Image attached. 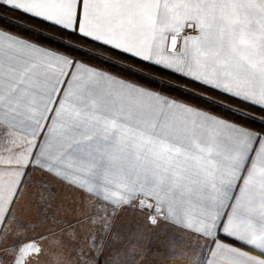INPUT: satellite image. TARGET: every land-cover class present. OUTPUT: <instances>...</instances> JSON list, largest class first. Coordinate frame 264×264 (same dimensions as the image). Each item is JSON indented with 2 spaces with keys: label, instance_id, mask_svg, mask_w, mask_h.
<instances>
[{
  "label": "snow or ice",
  "instance_id": "obj_1",
  "mask_svg": "<svg viewBox=\"0 0 264 264\" xmlns=\"http://www.w3.org/2000/svg\"><path fill=\"white\" fill-rule=\"evenodd\" d=\"M213 109L264 130V0H0V161L28 154L21 231L75 229L59 190L78 181L188 172L238 124ZM10 226L0 264H28L35 241L7 244Z\"/></svg>",
  "mask_w": 264,
  "mask_h": 264
},
{
  "label": "crops",
  "instance_id": "obj_2",
  "mask_svg": "<svg viewBox=\"0 0 264 264\" xmlns=\"http://www.w3.org/2000/svg\"><path fill=\"white\" fill-rule=\"evenodd\" d=\"M219 126L224 129V140L186 173L164 176L146 166L126 168L98 183L78 181L84 192L60 189L59 195L67 197L65 204L70 209L74 197L93 196L109 204L143 199L159 208L163 224L192 237L202 248L199 264H264V134L254 139L252 132L257 130L240 122L234 127ZM27 162L24 152L15 159L0 161V165H12L0 176V222L7 217L11 223L29 206L31 185L25 189V196L13 203ZM59 249L74 250L70 243Z\"/></svg>",
  "mask_w": 264,
  "mask_h": 264
},
{
  "label": "rangeland",
  "instance_id": "obj_3",
  "mask_svg": "<svg viewBox=\"0 0 264 264\" xmlns=\"http://www.w3.org/2000/svg\"><path fill=\"white\" fill-rule=\"evenodd\" d=\"M73 209L76 227L70 234H63L48 231L43 223H38L35 229L21 231L16 221L27 225L33 219V209L25 207L7 229L10 238L6 243L33 239L35 244L23 250L33 253L28 264L200 263L202 248L192 237L163 224L159 208L154 209L143 199L136 203L109 204L93 196L80 200L74 197ZM42 234L47 239H41ZM65 243H70L74 250H60ZM3 258L5 264H11L7 254Z\"/></svg>",
  "mask_w": 264,
  "mask_h": 264
},
{
  "label": "trees",
  "instance_id": "obj_4",
  "mask_svg": "<svg viewBox=\"0 0 264 264\" xmlns=\"http://www.w3.org/2000/svg\"><path fill=\"white\" fill-rule=\"evenodd\" d=\"M213 98L217 99V100H221V101H223L225 103H228V104L232 103L231 101H228L226 98H223V97H215L214 96ZM192 103L199 104V105H201L202 107H205V108H212V105L207 104V103H205L203 101L195 100L194 98L192 99ZM213 111H216L218 113V115H221L223 117L238 121V122H240V123H242V124H244V125H246L248 127H251V128H253V129L257 130V131H264V130H261L259 125H254L250 121H241V120H239L238 117H234L230 113L223 112V111H221L219 109H213Z\"/></svg>",
  "mask_w": 264,
  "mask_h": 264
}]
</instances>
